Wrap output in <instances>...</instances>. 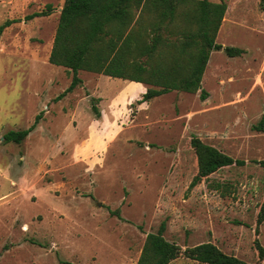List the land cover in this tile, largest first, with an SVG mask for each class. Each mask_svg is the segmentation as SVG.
Returning a JSON list of instances; mask_svg holds the SVG:
<instances>
[{
	"label": "rangeland",
	"instance_id": "rangeland-1",
	"mask_svg": "<svg viewBox=\"0 0 264 264\" xmlns=\"http://www.w3.org/2000/svg\"><path fill=\"white\" fill-rule=\"evenodd\" d=\"M210 1L226 5L215 41L244 52L212 50L194 93L132 105L136 81L86 70L56 99L71 81L48 61L64 0H0V25L10 21L0 34V264H134L164 219V237L182 248L211 241L257 262L264 168L251 161L264 159V122L255 127L264 118V10L259 0ZM47 4L49 15L26 19ZM38 114L20 143L3 140ZM192 135L246 164L190 187ZM258 229L264 247V221Z\"/></svg>",
	"mask_w": 264,
	"mask_h": 264
},
{
	"label": "trees",
	"instance_id": "trees-1",
	"mask_svg": "<svg viewBox=\"0 0 264 264\" xmlns=\"http://www.w3.org/2000/svg\"><path fill=\"white\" fill-rule=\"evenodd\" d=\"M264 10V0H259ZM226 5L210 0H64L60 10L48 61L71 72V81L63 93L71 92L81 79L77 73L86 70L114 78L141 82L146 90L132 105L148 102L172 90L194 93L200 88L202 75L212 50L228 56L240 55L242 48L222 46L215 41ZM51 4L27 15H49ZM182 22V23H179ZM10 24L0 25V34ZM175 35L174 40H171ZM207 93L200 90L199 97ZM97 99L91 100V109L99 119ZM41 117L28 128L4 133L5 142L20 143L31 132ZM261 117L257 129L262 128ZM189 145L197 161V172L190 187L226 166H243L244 159L234 158L219 148L192 135ZM264 168V159L252 160ZM111 213L120 217L117 210ZM264 221V195L256 216L257 262L248 263L233 254L222 251L211 241L182 248L164 237L166 220L154 232H148L134 264H169L184 257L202 264H260L264 247L258 239V226Z\"/></svg>",
	"mask_w": 264,
	"mask_h": 264
},
{
	"label": "crops",
	"instance_id": "crops-1",
	"mask_svg": "<svg viewBox=\"0 0 264 264\" xmlns=\"http://www.w3.org/2000/svg\"><path fill=\"white\" fill-rule=\"evenodd\" d=\"M120 79V78H119ZM129 81V80H128ZM134 84H138L137 86H140V88H139V90H138V94L140 95V94H142V93H144L145 92V90H146V86L143 84V83H141V82H136V83H134ZM138 95V96H139ZM137 96V97H138ZM97 106H98V104H97ZM99 108V107H98ZM99 111H100V109H99ZM101 112H102V114L104 113L103 111H100V117H101Z\"/></svg>",
	"mask_w": 264,
	"mask_h": 264
}]
</instances>
